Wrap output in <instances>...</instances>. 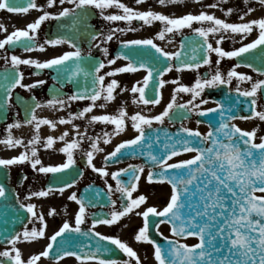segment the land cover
Wrapping results in <instances>:
<instances>
[{
    "label": "snow or ice",
    "instance_id": "6c2138e0",
    "mask_svg": "<svg viewBox=\"0 0 264 264\" xmlns=\"http://www.w3.org/2000/svg\"><path fill=\"white\" fill-rule=\"evenodd\" d=\"M158 2L165 5L175 0ZM57 3L61 6L57 11L47 10ZM142 3L144 0H136L137 5ZM244 3L249 5L250 0H244ZM257 3L264 6V0H257ZM65 4L71 7H64ZM207 7L219 8L220 0ZM111 8L121 12L106 14V10ZM33 9L42 14L34 22L28 23L26 28H17L0 39V49H5L7 45L23 47L26 52L34 49L43 51L45 45L68 44L72 50L44 61L15 54L4 58V67L0 69V117L6 119V112L14 106V99L26 115L20 120L17 113V118L7 124V135L0 143L8 148L23 145L25 151L11 158H0V166L9 168L30 162L37 173L59 175L46 187L29 191L23 199L19 192L10 189L7 182H0V222L5 225H21L20 230L16 227H0V242L8 245L0 250V264H39L42 258L51 259L53 264H62L67 257H74L80 264H121L115 257L105 258L102 255L112 252L111 245H115L128 257L122 264H133V261L134 264H142L137 251L127 242L118 236L104 235L96 229L97 225L117 224L146 202L147 197L143 194L135 198L133 196L146 167L149 169V182H166L171 187L170 198L163 208L149 206L143 212L135 211L136 215L142 216L143 224L134 238L137 242L150 243L154 247L157 264H264V136H258L259 127L246 130L235 123L237 119L258 118L264 121V110H257L259 96L264 93V79H254L252 75L237 71L241 63L245 62V54H252L253 60L247 62L246 66L259 76H264V16L245 21V17L256 11L251 6L240 15L241 22L232 23L205 10L171 16L151 8L139 10L123 0H47L46 4H39L37 0H21L20 4L16 0H0V10L28 13ZM96 10L108 22L126 21L131 25L133 20H139L144 25H152L159 21L163 27L156 36L161 40L186 27L192 29L193 37L182 39L174 51L165 50L153 38L119 40L120 50L109 58V48L105 45L114 38L119 39L117 33L137 29L109 27L106 32L100 31L91 23ZM223 11L225 16H230L234 9L226 8ZM51 20L57 22L54 38L38 43L37 30L43 22ZM194 22L201 26L193 27ZM205 24L208 26H203ZM0 29L7 31L2 24ZM254 29H258V35L251 42L232 50L220 46L227 35L240 34L241 39H244ZM210 36H218V39L214 43L210 42ZM93 49H98L103 58L93 56ZM256 52L259 56L255 55ZM213 53L218 57L214 72L203 77L198 75L191 86L182 83L179 76L176 77L171 81L176 87L164 109L157 115L135 112L131 122L138 134L123 140L113 151L108 152L103 157L104 167L95 165L94 154L104 151L99 146L101 138L105 144L110 143L113 135H119L127 127L128 113L123 105L117 109L116 114H92L97 106L101 109L106 107L105 103L98 104L101 99L107 102L116 99L120 82L113 78L105 83L106 77L145 71L142 80H137L130 89L131 93L139 94L133 96V102L158 105L162 99L160 89L169 83L164 79L166 73L174 69L177 72L198 71L202 65H208L211 69ZM121 58L126 61L124 65L111 67L110 71L101 74L103 69L116 65ZM224 58H240V63L233 65L226 75L219 68ZM257 59L259 64L255 63ZM22 65H34L38 70L53 69L56 72L52 79L59 87L50 90L51 99L40 101L34 94L27 98L15 94L18 88L31 93L33 89L47 83L43 79L24 83ZM34 74L39 75V71ZM234 78L239 81L235 89L231 87ZM244 81L252 82L250 89H242ZM65 84L74 85L75 91L71 95L64 96L61 91ZM150 85L151 97L146 93ZM221 85L228 86L226 95L233 91L236 93V104H245L250 115L233 114L236 104L227 103L223 99L216 100L214 108H201V105L208 103V100L201 98L204 90ZM126 90V87L120 88L121 92ZM179 93H191V99L178 103ZM198 98L201 99L196 103ZM86 100L90 102L79 111L69 112L67 118L60 116L59 119H50L37 114V110L44 107L59 111L68 108L73 101ZM193 112L201 117L216 114L218 119L214 121L209 118L208 131L202 133L198 128L193 129L183 123ZM76 119H86L89 126L96 122L111 123L115 128L112 133L104 132L102 137L90 136L88 127L81 130V126L74 123ZM166 121H179L180 127L170 132L164 127ZM202 122L198 120L197 124ZM24 125L34 130L26 144L23 137H14L12 132ZM42 125L51 129H57L58 125H71L75 130V138L67 140L70 134L68 130L58 137L48 135L42 138ZM57 140L65 142L59 151L66 154V162L44 165L39 158L37 146L51 149ZM85 140L91 143V150L84 152L86 164L105 178V188L99 189L89 184L82 195L78 196L76 191L71 192L68 199L79 206L74 224L65 220L51 235L43 251L27 259L23 258L19 242L45 237L47 227L45 214L38 212L36 204L30 201L34 197H49L57 191L62 195L78 183L77 177L82 178L84 172L81 170L76 176H71L69 171L76 165L74 150L81 149V142ZM125 153L145 159L141 164H128L109 172L107 165L110 162L120 163ZM182 154L191 155L186 159H176ZM123 175L128 177L126 181L121 179ZM109 176L115 180V186L108 182ZM23 179L27 180V176ZM114 193L120 194L119 208L117 199L113 198ZM89 207L109 210L91 213V226L85 230L82 225L87 220ZM56 214L54 207L47 213L48 216ZM25 220L27 223H24ZM37 221L42 226L29 229L28 224ZM164 223L171 226V236H164L160 232V225ZM152 229L163 237L167 246L153 238L150 234ZM188 238L196 242H184Z\"/></svg>",
    "mask_w": 264,
    "mask_h": 264
},
{
    "label": "flooded vegetation",
    "instance_id": "af4514ba",
    "mask_svg": "<svg viewBox=\"0 0 264 264\" xmlns=\"http://www.w3.org/2000/svg\"><path fill=\"white\" fill-rule=\"evenodd\" d=\"M124 3L128 4L131 7L138 8L139 10H148L151 8L152 10L160 11L164 14H168L171 16H179L188 12L192 13H199L202 10L208 11L210 13H214L217 17L226 19L228 22H241L240 15L243 14L244 11L247 10V7L256 5L259 8L263 7L257 3V0H250V4L246 5L244 0H220V7L219 8H208L209 4L217 3L218 0H175V2L167 3L165 5H160L158 0H144V3L137 5L136 0H123ZM39 4H46L47 0H37ZM61 6L57 3L53 8L47 9L49 11H57ZM64 7H71V5L65 4ZM226 8H233L234 12L230 16H225L223 9ZM121 10L116 8H111L106 10V14L111 13H119ZM42 14L39 10H30L28 13H11L7 10H0V24L4 25L6 28V32L0 29V39H3L6 34L12 33L17 28L24 29L27 27L28 23L34 22ZM55 20L45 21L41 24V27L37 30V42L44 43L47 38H52L54 31L53 25ZM91 23L95 25L97 29L100 31L106 32L109 27L112 28H127L132 27L136 28L137 31H126L123 33H117L119 39L114 38L112 41H109L105 46L109 48V53L111 56H114V50L119 45V40L123 39H137V38H153L155 42L159 44L161 47H164L165 50L174 51L179 46V42L183 39L186 35H193L192 29L184 28L182 31H177L174 34H168L164 40L159 39L156 36V33L161 30L163 24L159 21L153 22L152 25H144L142 21L133 20L132 24L129 25L126 21H116V22H108L105 21L102 17L99 16V10H96L94 15L91 17ZM201 25L197 22L193 23V27H200ZM207 27L208 25H203ZM258 29H254L252 33L248 34L244 39H241L240 34H232L227 35V38L222 42L220 46L224 47L225 50H232L234 48L240 47L243 43H249L252 40V35L257 32ZM210 42H213L218 39V36H210ZM14 48V49H10ZM6 45L5 49H0V69L4 67L5 64V57H10L11 55H19L22 58H33L38 59L40 61H44L46 59L52 58L55 55L62 54L66 51L72 50L68 44L51 46L45 45V50L41 51L39 49H34L32 51H25L23 47H10ZM85 51L87 50V44L84 45ZM93 56L98 58H103L101 52L98 49H93ZM217 55L213 53L211 55V59L213 64L211 69L208 65H202L201 67H205L207 70L206 75L210 72H214L215 68L217 67L215 61L217 59ZM233 61V58H224L219 67L229 65ZM123 62L122 59L117 60L116 65L111 66H120ZM21 70L25 73L24 83H32L34 80L43 79L46 80L47 83L45 85H41L32 90L31 93L25 89H16L15 94L23 95L26 98L30 95H35L40 101H45L47 99L52 98V92L50 91L53 88H58L57 85L52 77L56 75L53 70L51 69H43L38 70L36 67L29 66V65H22ZM108 67L103 69L102 71H107ZM39 71V75H35ZM102 74V73H101ZM109 77H106L105 83ZM73 84H65L64 88L61 90L64 96L71 95L73 92ZM90 101H73L68 108L60 109L59 111L44 107L42 109L37 110V114L42 117H48L50 119H59L60 116H64L67 118L69 112L79 111L81 108L86 106ZM105 103L106 101L101 99L98 101V104ZM13 107L8 109L6 112V119L0 117V140H3L7 133H6V126L8 123H12L17 118V113H19V119L23 120L25 118V111L19 105L15 104V99L13 100ZM100 108L97 106L93 109L92 114H97ZM74 123L79 124L81 126V130L84 127H88V135L92 136L93 131L101 130L105 126L104 122H96L95 124L89 126L88 121L86 119H76ZM50 128L47 125H42L41 129ZM21 128H15L12 132H17ZM57 129H62V132L65 130L68 131H75L72 129L71 125H58ZM61 132V133H62ZM61 133L57 134L58 137ZM14 137L19 138L21 135L20 133H13ZM28 136V135H26ZM29 138H24L25 144ZM71 140V139H67ZM63 141L57 140L51 149H45L42 145H38V155L44 165H56L59 163L66 162L67 156L65 153L60 152L64 146ZM101 147V146H100ZM30 148V146H29ZM83 150V151H82ZM91 150V143L87 140L81 142V149L74 150V158L76 159V165L69 171L73 172L74 169H79V171H83L84 175L82 178H78V183L73 186L71 189L65 190V192L61 195L58 191L50 195L49 197H34L30 202L36 204L37 211H42L45 214L47 220V227H46V235L45 237H38L32 241H24L21 240L19 242L18 247L21 249L23 258L27 259L32 254H37L43 251L46 248V245L49 243V238L51 235L58 230V228L62 225L65 220H68L70 223L75 222V213L78 211V204L75 201H70L68 199L71 192L76 191L77 195H81L86 186L89 184H93L96 188L103 189L105 188V178L102 177L100 174L94 172L90 167L86 164V158L84 157V152ZM25 151L23 145L17 146L16 148H8L5 147L4 144L0 143V158H11L13 156L19 155L21 152ZM44 154V155H43ZM103 155L99 153L94 154V163L97 167H104V160ZM63 158V159H62ZM135 164V163H133ZM139 164V163H136ZM108 168L114 166H108ZM126 167V166H123ZM9 171V183L13 186L15 192H19L20 198L23 199L29 191H36L44 188L45 182L48 179L49 174H41L37 173L34 169H32L30 162H25L23 164H17L10 166L8 168ZM116 171V170H109V172ZM27 176V180L23 178ZM109 183H112L115 186V180H113L110 176L107 178ZM124 180V179H123ZM119 193H114L113 198L117 199ZM56 208L57 214L53 216H48L47 213L50 208ZM117 208H119V202L117 203ZM108 211V208L101 209L91 208L88 209V217L82 228L87 230L88 227L91 226V213L98 212V211ZM136 216V215H135ZM133 224L127 225L124 227L123 224H120V221L117 224L112 226L108 225H97V231H100L104 235H114L120 236L126 235L125 238H121L122 240H127L128 235L133 234V238L138 231V228L142 226L143 221L140 219L138 220V224H136V220L133 219ZM123 222V221H122ZM27 223V222H26ZM122 225V226H121ZM41 227L42 225L37 221L34 224H28L29 229L32 227ZM162 227L165 229V225H160V232L164 231ZM21 229V228H20ZM19 229V230H20ZM121 232V233H120ZM164 235L165 233L162 232ZM167 233V227H166ZM120 238V237H119ZM129 245L135 248L136 251L137 245L131 241ZM142 246V245H141ZM5 247H8L6 242H0V250H3ZM138 253V252H137ZM98 264V262H91ZM39 264H53V261L49 258H42ZM62 264H80L74 257H67L63 260Z\"/></svg>",
    "mask_w": 264,
    "mask_h": 264
},
{
    "label": "rangeland",
    "instance_id": "374dc122",
    "mask_svg": "<svg viewBox=\"0 0 264 264\" xmlns=\"http://www.w3.org/2000/svg\"><path fill=\"white\" fill-rule=\"evenodd\" d=\"M251 7L256 8V11L253 12L252 14H250L249 16H247L248 20L264 16V6L259 8L258 6L253 5ZM256 33H258V31ZM257 35L258 34H255L252 37V40H254L257 37ZM231 67L224 68L225 71H222V72L226 75L227 71ZM237 71H239L241 73L252 75L254 79H256V78L262 79L261 76L255 74L249 70H246L245 68L239 67L237 69ZM103 72H105V71H102L101 73L103 74ZM195 72H196V70H184L183 72H177L176 70H173L169 73H166L164 79L171 82L176 77L179 76L181 78V82L185 83L187 81V79L188 80H191V79L195 80L197 78ZM144 75H146V73L144 71H138L135 73H120L114 77L118 81H121V82L124 81L123 84H120V88L126 87L128 90L121 92L119 90L120 88H118L116 90L115 104L112 105V103H111L114 101L108 102L106 110L104 112H101V114H105V113L116 114L117 109L123 105L124 107H126V110L128 113V117L126 119L127 127L125 128L124 131L120 132L119 135H113L111 138V142L107 143V144H105L103 142L102 134L104 132L112 133L113 129L115 128V125H112L111 123H106L105 129H103L102 131L96 130L93 132L92 136L102 137L100 140V144H99V146H101V148L104 149L102 154H104V152L106 153V152L112 151L118 143H120L126 139H131L136 134H138L136 132V130L132 127V122H131V116L136 111H139L142 114L157 115L167 105V101L171 100V96L173 94V89L175 88V86L173 88H171V87H169L170 85H168V83H167L162 88V91H161L162 99H161L160 104H158V105H144L143 103H134L133 102V96L134 95L138 96L139 94L138 93L137 94L131 93L130 89L137 80H142ZM110 80H111V78H109L106 81V83L109 82ZM238 82H239L238 79L234 78L232 81L231 87L235 88ZM251 83L252 82H250V81H244L241 84L242 89H250ZM191 96H192L191 93H179V94H177V102L178 103H185L186 101L191 99ZM201 98L208 100L206 97L201 96ZM201 98H198L196 103H199V100ZM121 100H122V102H121ZM131 101H132V106L129 105V103H131ZM119 102H121V103L117 104ZM109 105H112V106H109ZM210 106H212V103L210 102V100H208V103L201 105V108H208ZM257 110H264V103L260 100V97L257 101ZM165 123H167V122H165ZM235 123H237L241 128H244L246 130H251L252 128L259 127L258 136H264V121H260L258 118H253L250 120H236ZM184 125L191 127L193 129L198 128L202 133L206 132V129L204 128V126L194 122V119H192V121L184 122ZM33 131H34L33 129H30L29 131H27L26 134H29V133L33 134ZM56 132L57 131H55V133ZM59 132H62V130H60ZM45 133H48V131H46ZM45 133L40 132L41 137L43 135H45ZM69 133H70L69 137H67L68 139L75 138V131H69ZM25 135L23 136V138L26 139ZM257 142H259V141L257 140ZM190 155L191 154H182L181 156L177 157L176 159H186V158H189ZM144 174H145V172L141 175V179L139 181V186L137 188V191L133 193L134 198L141 195V194H143L147 197L146 202L144 204L140 205L141 206V208H140L141 212L149 206H157L158 208H160L170 198V188L166 184H150L147 181H145ZM135 211H137V210H135ZM135 215H136L135 212H134V214L131 213V214L127 215L126 217L121 219L120 224H123L124 227H127V225H129V224H131V225L133 224V222H134L133 219H135L136 224H138V220L139 219L141 220L142 216H135ZM162 229L164 230L162 232H164L165 234H168V233H166V227H165V229L162 227ZM167 229H168V227H167ZM133 236H134L133 234H130V235H128L127 239H128L129 243L131 241H133V243L137 245L138 255L140 257H143L141 259L142 264H157V262L154 258V250H153L152 246L149 243L137 242L135 240V238H133ZM119 237L126 239V235L123 236L122 233ZM185 242L191 244L192 240H187ZM133 249L135 250V248H133ZM91 264H95V263H91ZM133 264H134V261H133Z\"/></svg>",
    "mask_w": 264,
    "mask_h": 264
},
{
    "label": "water",
    "instance_id": "95a60500",
    "mask_svg": "<svg viewBox=\"0 0 264 264\" xmlns=\"http://www.w3.org/2000/svg\"><path fill=\"white\" fill-rule=\"evenodd\" d=\"M255 55L256 56H259V53L258 52H256L255 53ZM235 60H236V62L237 63H240V58H235ZM253 60V55L252 54H245V62L244 63H241V65H244V66H246V63L247 62H251ZM255 63H257V64H259L260 63V61L257 59V60H255ZM247 67V66H246ZM207 91H209V90H207ZM212 92H218V91H220L221 92V95H220V97L219 98H217L216 100H220V99H223V100H225V102H227V103H232V104H236V101H235V98H234V96H236V93L235 92H231V93H228L227 95H226V93H227V91L225 90V88H224V86H219L217 89H215V90H211ZM210 91V92H211ZM146 93H147V95L149 96V97H151L152 96V88H151V85L149 86V88L148 89H146ZM261 95H262V99L264 100V93H261ZM214 100H215V98H213ZM243 103H239V104H236V106H235V108L233 109V114H235V113H240L241 111H243ZM245 111V112H244ZM243 112H244V114H242V116H244V115H250V113H249V111H248V109L247 110H244ZM237 115V114H236ZM239 115V114H238ZM209 118H211V119H213L214 121L216 120V119H218V116L216 115V114H209V116L208 117H201V116H198V119L199 120H201V121H204L203 123H205V124H207L208 125V123H207V120L209 119ZM169 131L170 132H175L176 130H170L169 129ZM131 158H138V159H140L142 162L144 161V157H140V156H133V155H129L128 153H125V155L123 156V157H121V161H124V160H127V159H131ZM6 173H5V171L4 170H2V169H0V182H5V175ZM51 182H53V178H52V176H51V180L49 181V183H51ZM48 183V184H49ZM47 184V185H48ZM22 219H23V216H22ZM19 223H17L16 225H11V224H8V225H5V224H3L2 222H0V227H16L17 225H18ZM150 234L153 236V238L154 239H156L158 242H160V243H162V244H164L165 246H167V242L166 241H164V239L163 238H160L159 236H157L156 234H154L153 233V229L151 230V232H150ZM105 243H108V242H105ZM111 248H112V252H110V253H102V255L105 257V258H112V257H115V258H117V259H119V260H122L124 257H123V255H122V252L115 246V245H111Z\"/></svg>",
    "mask_w": 264,
    "mask_h": 264
}]
</instances>
